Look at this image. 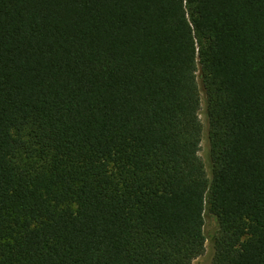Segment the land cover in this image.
<instances>
[{"label":"trees","instance_id":"obj_1","mask_svg":"<svg viewBox=\"0 0 264 264\" xmlns=\"http://www.w3.org/2000/svg\"><path fill=\"white\" fill-rule=\"evenodd\" d=\"M208 238L264 264V0H0V264H193Z\"/></svg>","mask_w":264,"mask_h":264},{"label":"rangeland","instance_id":"obj_2","mask_svg":"<svg viewBox=\"0 0 264 264\" xmlns=\"http://www.w3.org/2000/svg\"><path fill=\"white\" fill-rule=\"evenodd\" d=\"M203 109L200 111V116H201L202 119L205 118ZM207 152H208L207 151V140L204 137V139L201 142V149H200L199 154L204 159L206 164H207V155H206ZM216 228H217L216 219L214 217H212V216H207L206 220H205V229H206V231L211 233V232H214L216 230ZM211 256H212V248H211V244H210V239L208 238L206 240V246H205L204 253L201 256L195 258L193 260V264H209Z\"/></svg>","mask_w":264,"mask_h":264}]
</instances>
